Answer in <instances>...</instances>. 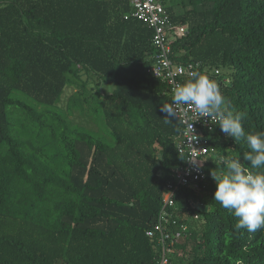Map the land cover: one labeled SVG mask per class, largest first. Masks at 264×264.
I'll list each match as a JSON object with an SVG mask.
<instances>
[{
  "label": "trees",
  "instance_id": "16d2710c",
  "mask_svg": "<svg viewBox=\"0 0 264 264\" xmlns=\"http://www.w3.org/2000/svg\"><path fill=\"white\" fill-rule=\"evenodd\" d=\"M164 6L187 29L170 42L172 63L198 64L244 114L245 131H264V0ZM131 10L127 0H0V264H157L161 246L145 232L181 163L179 125L164 122L160 108L172 96L149 72L153 31ZM109 81L110 93L94 88ZM77 82L68 111L101 117L103 138L38 108L54 106ZM210 145L206 186L174 197L188 238L169 262L264 264V228H237L213 199L210 175L220 156L250 149L219 126Z\"/></svg>",
  "mask_w": 264,
  "mask_h": 264
},
{
  "label": "built area",
  "instance_id": "2783aa9c",
  "mask_svg": "<svg viewBox=\"0 0 264 264\" xmlns=\"http://www.w3.org/2000/svg\"><path fill=\"white\" fill-rule=\"evenodd\" d=\"M127 1L132 9L130 16L153 31L154 52L150 56L152 64L149 72L153 78L167 87L168 93L173 99L176 86L181 84L180 80L191 78V72L195 71L198 66V64L175 65L170 60L171 40L184 36L187 29L185 26L171 22L164 6V0ZM214 74L218 75V71L215 70ZM176 120L179 125V133L175 137V147L177 155L181 158V163L171 170V176L164 184L156 225L153 229L145 232L147 237L156 239L161 246L157 264H170L169 259L173 255L174 248L188 238L187 224L179 223L176 220L175 216L178 211L174 197L181 189H196L199 186L201 188L206 186L207 176L203 165L214 152L210 145V138L219 126L216 125L214 119L201 118L195 114L194 110L187 107L177 109ZM186 120L193 123L194 134L199 136V140L193 141L190 130L185 125ZM210 128L213 130L209 131ZM189 204L191 207L198 206L192 202Z\"/></svg>",
  "mask_w": 264,
  "mask_h": 264
},
{
  "label": "clouds",
  "instance_id": "9594fccd",
  "mask_svg": "<svg viewBox=\"0 0 264 264\" xmlns=\"http://www.w3.org/2000/svg\"><path fill=\"white\" fill-rule=\"evenodd\" d=\"M190 76L185 83L176 86L172 103L161 106L164 122L172 123L177 118V109L187 107L201 118L214 119L226 136L247 144L250 151L242 158L219 157V168L210 173L216 185L213 199L238 218L237 228L248 231L264 228V131H245L244 114L231 110L215 80L198 71L191 72ZM185 125L193 141L199 140L193 123L186 120Z\"/></svg>",
  "mask_w": 264,
  "mask_h": 264
},
{
  "label": "rangeland",
  "instance_id": "374dc122",
  "mask_svg": "<svg viewBox=\"0 0 264 264\" xmlns=\"http://www.w3.org/2000/svg\"><path fill=\"white\" fill-rule=\"evenodd\" d=\"M209 7H210L209 4L202 5V9H205V8L207 9ZM82 75L84 76V73ZM79 88H80V85L78 84V82L76 84H70L69 86L66 85L59 98V102L57 104H55L54 106H48V107L39 106L38 108L40 110L46 109L48 111L56 112L57 114L61 116H65L66 118H68V121L72 128L85 129L86 131L90 132L91 134L99 138L105 137V133L107 130H106L104 121L102 120L101 117L94 116V114L92 115H88L87 113L84 114L82 113V110L79 107L75 111H68L67 100L72 95L77 94L79 92ZM89 88H91V85ZM94 88L96 89L98 88L102 93H106V92L110 93L111 90H113V84L109 81L108 83H102L99 86L97 85ZM28 101H31V100L28 99ZM69 113H72V114H69ZM106 141H110V139L106 138ZM189 221H192V220H189Z\"/></svg>",
  "mask_w": 264,
  "mask_h": 264
},
{
  "label": "crops",
  "instance_id": "0c3cea01",
  "mask_svg": "<svg viewBox=\"0 0 264 264\" xmlns=\"http://www.w3.org/2000/svg\"><path fill=\"white\" fill-rule=\"evenodd\" d=\"M175 143V142H174Z\"/></svg>",
  "mask_w": 264,
  "mask_h": 264
}]
</instances>
